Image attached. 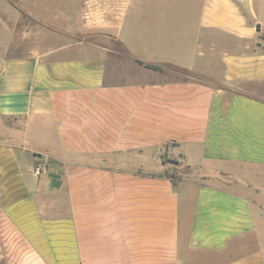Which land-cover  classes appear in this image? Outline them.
<instances>
[{
    "label": "crops",
    "instance_id": "0c3cea01",
    "mask_svg": "<svg viewBox=\"0 0 264 264\" xmlns=\"http://www.w3.org/2000/svg\"><path fill=\"white\" fill-rule=\"evenodd\" d=\"M0 264H264V0H0Z\"/></svg>",
    "mask_w": 264,
    "mask_h": 264
},
{
    "label": "rangeland",
    "instance_id": "374dc122",
    "mask_svg": "<svg viewBox=\"0 0 264 264\" xmlns=\"http://www.w3.org/2000/svg\"><path fill=\"white\" fill-rule=\"evenodd\" d=\"M23 3V2H22ZM30 27V29L31 30H33L34 31V33L37 31V26H36V24L33 22V21H28L27 19L25 20V19H23V21H22V23L18 26V28L20 29L21 27ZM18 29V30H19ZM17 42H18V45H22V47L24 48V42H22L19 38H17ZM180 170H173L172 169V171H169L168 173H167V176H169L170 178H175L176 177V175L178 174V172H179Z\"/></svg>",
    "mask_w": 264,
    "mask_h": 264
},
{
    "label": "trees",
    "instance_id": "16d2710c",
    "mask_svg": "<svg viewBox=\"0 0 264 264\" xmlns=\"http://www.w3.org/2000/svg\"><path fill=\"white\" fill-rule=\"evenodd\" d=\"M145 67L148 68V69H152V70H154V71H157V70L160 69L159 67H156V66H150V65H145Z\"/></svg>",
    "mask_w": 264,
    "mask_h": 264
},
{
    "label": "built area",
    "instance_id": "2783aa9c",
    "mask_svg": "<svg viewBox=\"0 0 264 264\" xmlns=\"http://www.w3.org/2000/svg\"><path fill=\"white\" fill-rule=\"evenodd\" d=\"M40 171H41V168H40V167H36V168H35V172H36V173H40Z\"/></svg>",
    "mask_w": 264,
    "mask_h": 264
}]
</instances>
